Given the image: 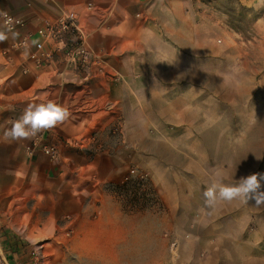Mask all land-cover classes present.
<instances>
[{
  "label": "crops",
  "instance_id": "obj_1",
  "mask_svg": "<svg viewBox=\"0 0 264 264\" xmlns=\"http://www.w3.org/2000/svg\"><path fill=\"white\" fill-rule=\"evenodd\" d=\"M0 31V264H264V206L203 198L264 177V0H0ZM45 96L68 120L6 141ZM144 172L160 214L108 193Z\"/></svg>",
  "mask_w": 264,
  "mask_h": 264
},
{
  "label": "clouds",
  "instance_id": "obj_2",
  "mask_svg": "<svg viewBox=\"0 0 264 264\" xmlns=\"http://www.w3.org/2000/svg\"><path fill=\"white\" fill-rule=\"evenodd\" d=\"M10 31V30H9ZM15 35V33H13ZM8 39L6 32L0 31V42ZM70 112L67 106L47 96L33 102H29L22 114L11 122V127L4 132L6 141L31 140L39 133L53 129L66 122ZM211 184L206 186L203 192L204 207L215 210L217 204L222 201H242L247 204L250 199L255 200L256 206H264V191H261L259 174H250L225 184L220 173L216 174Z\"/></svg>",
  "mask_w": 264,
  "mask_h": 264
},
{
  "label": "rangeland",
  "instance_id": "obj_3",
  "mask_svg": "<svg viewBox=\"0 0 264 264\" xmlns=\"http://www.w3.org/2000/svg\"><path fill=\"white\" fill-rule=\"evenodd\" d=\"M135 182L132 183L131 186H127L124 190H119L117 187H112L109 189V194L113 196V198L118 201L126 211H145L152 210L156 211L158 214L162 212L164 209V204L160 200V198L154 193L152 188L149 186L147 178L149 176L146 172L139 173L135 175ZM139 183V184H138ZM178 245V241L174 240L172 244V251L175 254L176 246ZM169 248V252H170ZM164 252V246H159L157 248L158 260H160V255ZM163 259L160 261H164ZM159 263V262H158ZM33 264H46L40 258V262L37 260H33ZM49 264V263H48Z\"/></svg>",
  "mask_w": 264,
  "mask_h": 264
},
{
  "label": "built area",
  "instance_id": "obj_4",
  "mask_svg": "<svg viewBox=\"0 0 264 264\" xmlns=\"http://www.w3.org/2000/svg\"><path fill=\"white\" fill-rule=\"evenodd\" d=\"M62 9L65 14L63 21L59 25L52 27L49 32L43 33V35L46 36L49 34V37L56 40H60L62 35L66 33H72L75 35L77 42L66 51V55L71 56L73 60L78 63V66L82 68L86 64L89 55L86 47L84 46V33L77 22L76 14L74 12H68L65 6H62ZM6 22L11 24L14 20L10 17H6ZM16 23L19 24L20 22ZM38 49H43V43L38 44ZM37 261L40 262V259Z\"/></svg>",
  "mask_w": 264,
  "mask_h": 264
},
{
  "label": "trees",
  "instance_id": "obj_5",
  "mask_svg": "<svg viewBox=\"0 0 264 264\" xmlns=\"http://www.w3.org/2000/svg\"><path fill=\"white\" fill-rule=\"evenodd\" d=\"M134 183V182H133ZM139 184V183H138ZM132 185V182L131 183H125L124 185H122V186H118L117 188L119 189V190H124L125 188H127V186H131ZM139 211V210H138ZM138 211H134V210H132V211H129L130 213L131 212H138ZM141 211V210H140Z\"/></svg>",
  "mask_w": 264,
  "mask_h": 264
}]
</instances>
